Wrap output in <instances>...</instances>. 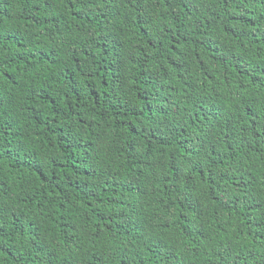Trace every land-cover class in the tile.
Instances as JSON below:
<instances>
[{"label":"trees","instance_id":"obj_1","mask_svg":"<svg viewBox=\"0 0 264 264\" xmlns=\"http://www.w3.org/2000/svg\"><path fill=\"white\" fill-rule=\"evenodd\" d=\"M0 264H264V0H0Z\"/></svg>","mask_w":264,"mask_h":264}]
</instances>
